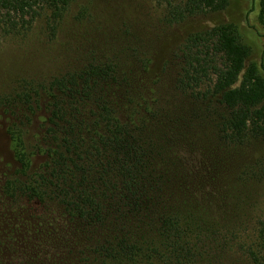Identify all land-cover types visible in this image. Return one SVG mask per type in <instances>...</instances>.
Segmentation results:
<instances>
[{"label": "trees", "instance_id": "16d2710c", "mask_svg": "<svg viewBox=\"0 0 264 264\" xmlns=\"http://www.w3.org/2000/svg\"><path fill=\"white\" fill-rule=\"evenodd\" d=\"M70 1L0 0V13L15 27L45 5L62 16ZM230 4L183 0L170 17L182 21ZM258 7L264 29V0ZM181 51L175 87L220 115L219 139L239 150L264 137V63L249 62L252 48L239 25L192 33ZM124 65L114 57L90 62L7 102L5 113L15 115L8 140L16 168L5 197L26 203L35 217L58 210L82 264H264V221L235 261L222 244L239 209L230 199L264 180V159L236 171L216 147L176 135L187 120L161 118L148 65ZM40 113L31 142L27 132ZM20 209L18 230L30 238V216Z\"/></svg>", "mask_w": 264, "mask_h": 264}, {"label": "rangeland", "instance_id": "374dc122", "mask_svg": "<svg viewBox=\"0 0 264 264\" xmlns=\"http://www.w3.org/2000/svg\"><path fill=\"white\" fill-rule=\"evenodd\" d=\"M182 1L71 0L62 16L45 5L29 21L17 18L15 27L5 23L0 13V264H82L76 247L67 241L71 232L63 230L65 220L58 210L51 208L43 217H35L26 203L13 202L3 193L6 180L16 168L8 140L15 115L5 113L7 102L76 67L110 57L121 59L124 68L148 65L149 85L158 92L159 106L165 114L161 118L187 120V128L180 127L176 135H192L216 147L219 160L232 164L236 171L264 159V137L235 150L217 135L220 115L208 112L205 102H195L191 92L185 94L175 87L187 37L218 23H237L252 48L249 62L264 63V29L258 0H231L225 10L173 22L170 12ZM208 84L205 82L201 88ZM217 106L222 112L223 107ZM40 115L34 117L27 132L31 142L38 134ZM252 182L250 190L238 191L230 199L231 205L239 209L236 225L225 230L227 240L222 244L230 248L233 261L243 241L256 239L259 222L264 221V180ZM18 207L30 216V238L26 231L18 230L23 221ZM240 208L244 211L239 212Z\"/></svg>", "mask_w": 264, "mask_h": 264}]
</instances>
